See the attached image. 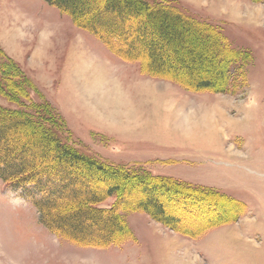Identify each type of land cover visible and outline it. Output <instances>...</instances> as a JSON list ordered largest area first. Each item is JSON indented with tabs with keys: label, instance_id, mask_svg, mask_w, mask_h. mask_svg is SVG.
Listing matches in <instances>:
<instances>
[{
	"label": "rangeland",
	"instance_id": "374dc122",
	"mask_svg": "<svg viewBox=\"0 0 264 264\" xmlns=\"http://www.w3.org/2000/svg\"><path fill=\"white\" fill-rule=\"evenodd\" d=\"M91 1V7L80 15L85 22L107 4L106 0ZM170 1L199 17H214L229 9L227 19L238 22L228 27L199 20L219 28L233 49L251 55L243 69L246 78L228 65L224 71L228 83L214 91H194L173 80L145 75L150 58L146 50L141 52L139 43L157 38L144 14L122 18L124 32L98 28L106 37L111 34L135 43V59L141 61L127 62L43 0H0V109L51 115L63 143L81 154L130 167L143 176L172 178L195 189L212 190L226 201L198 194L187 201L158 184L138 187L128 182L120 199L106 198L96 206L105 217L116 204L124 207L123 198L131 203L152 199L163 207V216L158 218H176L177 228L145 210L119 211L128 235L123 232L116 243L94 248L75 244L44 227L34 205L40 195L33 188H14L0 180V264H264V0H233L234 7L224 0L222 9L219 4L204 7L206 0H200V6ZM193 45L200 50L197 43ZM121 49L126 51L124 45ZM167 55L172 57L171 48ZM100 66L110 86L116 85L124 94L114 107L118 112L114 117L82 98L83 80L73 74L79 70L80 75L85 72L90 77ZM175 71L167 78L174 75L189 85L200 81V70L192 76ZM208 72L215 70L202 69V74ZM130 111L132 115L127 116ZM7 138L14 147L12 157L25 154V160L33 159L39 167H52L43 150L26 137L10 132ZM58 171L74 180L76 184L70 186L74 189L78 180L82 187L103 193L108 187L127 184L83 164L59 166ZM60 199L58 204L65 205V198ZM71 202L69 210L76 206ZM86 226L95 236L102 235Z\"/></svg>",
	"mask_w": 264,
	"mask_h": 264
},
{
	"label": "trees",
	"instance_id": "16d2710c",
	"mask_svg": "<svg viewBox=\"0 0 264 264\" xmlns=\"http://www.w3.org/2000/svg\"><path fill=\"white\" fill-rule=\"evenodd\" d=\"M43 1L57 8L62 15L70 17L76 27L94 35L112 55L127 62L141 61L135 59L137 57L135 54L138 51L135 43H128L127 39H121L120 37H111V34L109 35L110 37H106L98 28L106 26L111 29H122V32H124L122 18H125L126 15L140 18L144 14L148 18V24L151 29H154L155 37L157 38L149 43L138 42L141 52L146 50L147 56L150 58L147 69L143 71L147 76L161 80H173L194 91H214L216 86H224L226 82L228 83L230 79L225 78L226 76L228 77V74L224 75L228 65L233 68L236 67V73H241L242 79L246 78L243 69L246 68V63L251 60V55L248 52L233 49L219 28L209 23L200 22L199 19L175 7L170 0H154L155 2L153 3L146 0H106L107 4L104 5L103 10L98 9L97 16L88 22L83 21L80 15H83L91 7L93 4L91 0ZM103 12L109 15L110 18H104ZM188 39H192L194 43H197L200 46V50ZM185 44H188V46L185 47ZM122 45L126 47V51L121 49ZM170 48L172 57L167 55ZM7 60L15 72H18L17 65L10 59L7 58ZM209 68L214 69L215 72L202 74V69L208 70ZM180 70L186 71V74L191 76L197 70H200V81L195 82L194 85H189L182 79H180L181 81L177 80L174 75L172 77L169 76L171 79L167 78L170 71L179 73ZM212 75H215V78ZM54 123L56 122L52 120V116L45 115L44 117V113L30 116L22 112L13 113L0 109V180L10 187L24 190L29 187L37 191L40 198L34 201V205L41 215L40 221L42 225L75 244L106 248L116 243V238L121 233L124 232L128 235L127 224L119 211L135 212L145 210L154 218L163 216V207L152 199H148L145 203H131L123 198L121 203L124 207L120 208L119 204H116L107 211L110 213L108 217H105L96 208L106 198L116 196L120 199V192L122 189H126L128 182H137H133V184H137L138 187L140 185L147 187L149 184H158L161 188H165L166 191L185 197L187 201L193 200L195 194L200 195V197L206 195L202 198H207L210 195L226 201L225 196L212 190L195 189L172 178L148 177L146 174V176H143V174L132 171L130 167L105 164L81 154L72 145L63 143ZM10 132L26 137L31 145L35 146V148H40V150L42 149L43 157L49 160L52 167H39L35 160H25V154H21V158L17 156V159L12 157L10 152L14 151L12 150L14 147L10 145L7 138V134ZM48 154L53 155L49 156ZM78 164L88 166L91 171L100 173L110 180L118 178L123 183L127 182V184L122 185V183H119V185L108 187L103 193L82 187V182L78 180V188L74 189L70 187L76 184L74 180L67 178L68 176L65 177L58 171V167H70ZM55 180H57V185L54 183ZM59 180L67 183L58 185ZM129 190L132 191L131 188ZM156 190L152 189L154 193ZM142 191L145 190L142 188L140 192L142 193ZM80 195L84 197L81 201L79 200ZM61 197L65 198V200L62 199V201L66 202L65 205L58 204V200H61ZM71 201L76 202V206L69 210L67 204L72 203ZM209 204L213 203L210 202ZM158 219L161 222L171 221V223H174V227L177 228L175 226L176 218ZM211 222L208 223L215 225V222ZM86 225L95 230L97 229L102 235L95 236L92 232H88ZM190 236L193 237V235Z\"/></svg>",
	"mask_w": 264,
	"mask_h": 264
},
{
	"label": "bare ground",
	"instance_id": "6f19581e",
	"mask_svg": "<svg viewBox=\"0 0 264 264\" xmlns=\"http://www.w3.org/2000/svg\"><path fill=\"white\" fill-rule=\"evenodd\" d=\"M103 69L101 66L97 67V69L95 68L94 73L90 77H86L85 72L80 75L78 72L79 70L73 74L77 77H75L76 79L80 77L79 79L83 80V84L79 87L82 98H84V100L90 99L92 103L100 108L105 114L109 117H114L118 114L114 107L121 103L124 94L120 92L116 85L112 87L110 86V82L107 81L104 76ZM132 113L133 111H130L126 114L127 116H130ZM202 133L206 134L207 132ZM198 134H200V130Z\"/></svg>",
	"mask_w": 264,
	"mask_h": 264
},
{
	"label": "crops",
	"instance_id": "0c3cea01",
	"mask_svg": "<svg viewBox=\"0 0 264 264\" xmlns=\"http://www.w3.org/2000/svg\"><path fill=\"white\" fill-rule=\"evenodd\" d=\"M173 1H176V2H181V3H183V4H189V5H194V4H198L199 6L202 4V3H200V0H173ZM224 0H206V3H204V7H207L208 5H213V4H219L218 6V8H220V9H222L223 8V5H224ZM226 4H227V6H229V7H234V5L236 4L235 3V1H233V0H227V2H225ZM236 9H238V7L237 8H234V10H232L231 11V13L229 14L230 16L232 15V16H235V14H236ZM225 11H229V9H226ZM225 11H220V13L221 14H219V15H217V16H214V17H212V16H204V17H199L198 15H196V14H194V13H190L189 14V10H186V11H184V12H186L187 14H189V15H191L192 17H195V18H198V19H205L207 22H211V23H214V24H216V23H218V24H220V23H224L227 27H228V25H232V24H235V22L237 23L238 21H235V20H232V19H227V12H225ZM231 16V17H232ZM237 16V15H236ZM239 20H241V19H239ZM240 22H242V21H240ZM238 25H240V24H238ZM226 27V28H227ZM226 37V36H225ZM227 38V37H226Z\"/></svg>",
	"mask_w": 264,
	"mask_h": 264
}]
</instances>
